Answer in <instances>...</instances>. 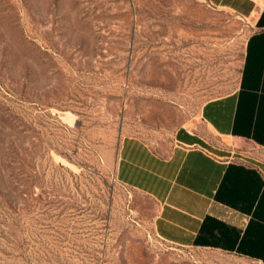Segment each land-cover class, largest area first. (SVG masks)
<instances>
[{
	"label": "rangeland",
	"instance_id": "obj_1",
	"mask_svg": "<svg viewBox=\"0 0 264 264\" xmlns=\"http://www.w3.org/2000/svg\"><path fill=\"white\" fill-rule=\"evenodd\" d=\"M247 35L204 0H0V264H264L261 180L184 248L114 175L123 136L165 151L236 88Z\"/></svg>",
	"mask_w": 264,
	"mask_h": 264
},
{
	"label": "crops",
	"instance_id": "obj_2",
	"mask_svg": "<svg viewBox=\"0 0 264 264\" xmlns=\"http://www.w3.org/2000/svg\"><path fill=\"white\" fill-rule=\"evenodd\" d=\"M204 1L246 23L236 88L205 101L198 121L179 127L165 151L123 136L114 164L120 184L155 202L154 235L184 248L216 221L243 228L248 215L229 205L227 187L264 182V0Z\"/></svg>",
	"mask_w": 264,
	"mask_h": 264
}]
</instances>
